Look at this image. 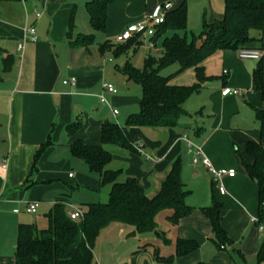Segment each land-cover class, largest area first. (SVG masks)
<instances>
[{"label": "crops", "instance_id": "1", "mask_svg": "<svg viewBox=\"0 0 264 264\" xmlns=\"http://www.w3.org/2000/svg\"><path fill=\"white\" fill-rule=\"evenodd\" d=\"M89 1L21 0L0 7V48L4 50L0 63L4 65L6 56L13 62L10 70L5 71L4 66L0 69L4 131L0 135V159H9V168H0V264L15 263L20 225L48 226L46 215L57 204L65 205L70 213L98 202L96 196L106 187L98 174L90 173L82 161L72 156L71 146L77 140L100 146L105 123L118 124L137 149V153L111 149L114 159L109 170H122L120 182L136 178L146 194L154 197L172 164L180 158L182 180L189 192L185 202L193 211L176 226L170 225L165 216L167 225L164 230L159 228L166 233L168 244L157 234L130 242L138 235L125 237L135 231L133 227L110 224L95 242L97 264H161L155 249L158 247L163 257L173 256L178 240L196 241L200 249L172 264H237L234 257L243 264L257 261L264 243V233L252 222L258 218V187L244 171L242 158L251 163L246 146L260 141L256 110H262L264 103L255 91L253 74L260 63L264 67V36L252 33L257 41L250 47L262 52L260 60L240 59L235 51H217L203 61L205 76L212 80L185 102L188 115L176 128L157 132L129 128L126 121L140 111L141 98L134 95L131 82L121 73L123 68L110 66L113 62L108 56L112 53L102 52L101 46L107 41L116 44L117 37L129 26L145 21L159 6L170 4L175 9L184 1L188 28L194 18L192 30L199 32L204 22L211 24L224 18V0H122L109 7L105 32L92 29L86 7ZM31 27L36 28L37 41L25 42V30ZM100 33L105 39L96 47V35ZM90 35H95L94 42L83 45V38ZM140 42L146 47V57L162 53L160 40ZM150 44L155 48L151 49ZM167 70L164 76H169L164 74ZM72 79L77 82L75 87L64 86V81ZM196 82V69L190 68L180 80L171 79L169 84L191 87ZM103 83L112 84L118 91L106 95L110 106L101 104L97 97ZM122 86L126 87L123 92L119 89ZM224 88L239 90L240 95L224 97ZM76 123H81L82 129L70 136L68 127ZM188 140L201 148L217 170L236 171L234 178L222 181L225 195L202 162L194 163ZM47 142L49 146L33 172L34 157ZM107 188L109 198L111 188ZM215 201L223 204V225L234 243L221 250L213 242L211 222L201 211ZM32 205H38L36 213L29 212ZM37 214L41 219L33 220ZM103 233H107L104 240Z\"/></svg>", "mask_w": 264, "mask_h": 264}, {"label": "trees", "instance_id": "2", "mask_svg": "<svg viewBox=\"0 0 264 264\" xmlns=\"http://www.w3.org/2000/svg\"><path fill=\"white\" fill-rule=\"evenodd\" d=\"M21 0H0V7L7 3H18ZM122 0H90L86 7L90 25L95 32L107 29L108 9ZM224 18L215 23H203L201 33L188 35V14L186 2L175 9H170L162 25L152 38L154 43L161 41L162 53L159 56L149 55L144 60L142 69L134 67L127 61L121 73L127 80L141 87L140 111L128 117L129 128L173 129L187 114L185 102L200 91L209 79L205 76L201 64L217 51L253 50L250 45L257 41L253 32L264 36V0H224ZM174 33L172 36L167 35ZM180 33H183L181 35ZM95 35L83 38V45L94 42ZM261 41V40H259ZM142 42L131 40L125 44L105 42L102 52H111L116 58L136 54ZM258 51V50H253ZM4 50L0 48V56ZM5 71L10 70L12 61L6 56ZM178 65L177 73L190 68L196 69L197 82L191 87L171 86L173 76H164L168 68ZM255 91L264 103V67L260 63L253 74ZM260 124V141L249 142L245 153L251 159L247 163L242 158V167L248 177L258 187V219L264 223V108L256 110ZM82 129L81 123L68 127V134L75 136ZM43 145L34 157L32 171H37L39 158L49 146ZM136 152L137 149L128 139L125 131L115 123H105L101 128V145L88 146L82 140L71 146V154L82 161L88 171L98 174L101 185L110 187L107 203L86 204L82 209L83 218L72 220L67 207L55 205L46 215L48 226L39 229L35 225L22 224L19 227L16 260L14 264H97L93 249L100 233L112 223L133 227L137 234H157L160 240L168 244L169 239L159 228L157 218L160 213L169 211L167 220L172 226L189 216L193 208L185 199L189 192L185 190L182 180V161L177 159L162 182L160 190L154 197H149L136 178H127L120 182L122 170H109L114 154L111 149ZM203 215L211 222L213 242L218 250L232 247L234 243L223 225V204L215 201L212 206L201 209ZM200 249V244L191 240H178L173 256L163 257L159 248L155 249L158 263L172 264ZM257 263L264 264V243L257 255ZM197 264H211L200 262Z\"/></svg>", "mask_w": 264, "mask_h": 264}, {"label": "built area", "instance_id": "3", "mask_svg": "<svg viewBox=\"0 0 264 264\" xmlns=\"http://www.w3.org/2000/svg\"><path fill=\"white\" fill-rule=\"evenodd\" d=\"M171 9L170 4L162 5L156 8L151 16H149L145 21L133 24L129 26L124 33L116 39V44H125L131 40L137 41H146L147 39L153 38L157 32L156 27L160 26L165 21V16L167 12ZM37 17L40 18L41 14H37ZM37 31L35 27H31L25 30V42H36L37 41ZM23 47L19 46L21 50ZM150 48L154 49V44H150ZM238 57L243 60L252 59V60H260L262 58L261 51H253V50H241L238 52ZM64 86L75 87L77 82L75 79L70 81H64ZM118 93L115 86L109 83H103L101 86V92L97 95L101 104L110 106V103L106 97V95H116ZM222 95L224 97L227 96H239V90H233L231 88H224L222 90ZM114 115H118V111H113ZM189 148L193 152L194 163L202 162L207 172L217 181L219 192L222 195L226 194L225 187L223 185V180L225 178H234L236 176V171L233 169L230 170H217L211 164L210 160L202 153L200 147L195 146L191 141H187ZM0 168L3 170H7L9 168V159H0ZM72 177V175H70ZM38 205H32L29 209V212L36 213ZM70 217L72 220H79L83 218V213L81 210H74L70 212ZM252 222L257 226L258 231L264 233V223H260L258 218H253Z\"/></svg>", "mask_w": 264, "mask_h": 264}, {"label": "rangeland", "instance_id": "4", "mask_svg": "<svg viewBox=\"0 0 264 264\" xmlns=\"http://www.w3.org/2000/svg\"><path fill=\"white\" fill-rule=\"evenodd\" d=\"M192 20H193V22L191 23V27H189L188 28V35H189V38H190V40L192 39V33L193 34H195L196 36H198L200 33H201V31H202V28H203V26H202V24H201V30L199 31V32H193L194 30H192L193 28H192V25H194L195 24V21H194V18H191ZM196 21H198V19H196ZM192 31V32H191ZM174 33H171L170 35L172 36ZM181 35H183V33H180ZM97 36V40H96V42H97V45H96V47L98 46V44H100V43H102L103 41H104V39H105V37H104V34L103 33H100V34H97L96 35ZM160 47H161V42H160ZM146 54H147V52H146V47L145 46H142V47H140V49L138 50V52L136 53V54H133L132 52H130L128 55H122V56H120V57H118V58H116V57H114L112 54L111 55H109L108 56V58H110L111 60H112V64L110 65L112 68H114L116 65H119L121 68H123L124 66H125V64H126V61H130V63L134 66V67H136V68H138V69H142L143 68V66H144V60H145V58H146ZM3 66H5V65H2L1 63H0V69L3 67ZM178 69H179V66L178 65H174V66H172V67H170V68H168V70L166 71V73H164V74H169V76H173L172 77V80L173 79H175V80H180V78L184 75V73L186 72V71H184V72H181V73H177L178 72ZM184 78V77H183ZM183 78L181 79V80H183ZM131 86H132V88L136 91V94H134V95H136L137 97H140L141 98V96H142V90H141V87L140 86H138V85H135V84H133V83H131ZM173 86V85H172ZM177 87V86H176ZM181 87V86H180ZM119 89H121V91L123 92L124 90H126V87H120ZM125 93V92H124ZM122 117H123V114L121 115V117L119 118V120H120V123H121V119H122ZM152 131L151 132H153V130H154V132H157V129H151ZM3 133H4V131H3V119H0V135H3ZM153 134V136H156L157 137V133H152ZM147 155V154H146ZM156 179H157V177H156ZM107 187L106 188H104L103 190H102V193L101 194H99L98 196H96V199H98L97 201L99 202V203H107L108 202V200H109V198L107 197ZM153 195V194H152ZM151 197H153V196H151ZM169 213V211H164V212H162V213H160L159 214V216H158V218H157V221H158V223H159V225H160V227H161V229L162 230H164L165 229V227H166V225H167V223L165 222V216H167V214ZM32 218H33V220H35V219H41V217H40V214H37V215H34V216H32ZM35 225V224H34ZM39 229H43V228H45V227H47L46 225L45 226H43L42 227V224H38V226H37ZM135 231H133L132 233H128V234H126V238L129 236V235H132L133 233H134ZM106 235H107V233H103V235H102V238H103V240L104 239H106ZM146 238V237H145ZM142 240H144V235H141V234H138L137 235V237L136 238H133V239H131V240H129L130 242H137V241H142ZM231 254L233 255V253L231 252ZM234 258H236V262H237V264H243L242 262H239L238 260V257H234ZM247 264H258L257 263V261H255V260H253V261H248V263Z\"/></svg>", "mask_w": 264, "mask_h": 264}, {"label": "water", "instance_id": "5", "mask_svg": "<svg viewBox=\"0 0 264 264\" xmlns=\"http://www.w3.org/2000/svg\"><path fill=\"white\" fill-rule=\"evenodd\" d=\"M136 235H137V233L134 232V233L131 235V237H136Z\"/></svg>", "mask_w": 264, "mask_h": 264}]
</instances>
